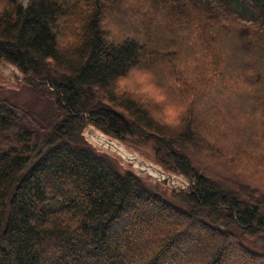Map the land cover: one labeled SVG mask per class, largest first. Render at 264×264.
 I'll list each match as a JSON object with an SVG mask.
<instances>
[{
    "label": "trees",
    "instance_id": "trees-1",
    "mask_svg": "<svg viewBox=\"0 0 264 264\" xmlns=\"http://www.w3.org/2000/svg\"><path fill=\"white\" fill-rule=\"evenodd\" d=\"M3 63L49 109L0 98V264H264V0H0ZM89 126L190 188L122 170Z\"/></svg>",
    "mask_w": 264,
    "mask_h": 264
},
{
    "label": "rangeland",
    "instance_id": "rangeland-1",
    "mask_svg": "<svg viewBox=\"0 0 264 264\" xmlns=\"http://www.w3.org/2000/svg\"><path fill=\"white\" fill-rule=\"evenodd\" d=\"M21 1L26 5L27 0ZM151 79H153L151 76L142 74L138 76L137 74H134L133 77H130L126 81L124 80L123 84H125L130 90L140 92L146 95V98L151 99L154 106H159L157 107L158 113L163 116L165 115L168 121L176 119L187 111L189 106L188 102L185 103L186 101L173 91L174 88L167 86L165 83L163 84L160 79L157 81L156 79L151 81ZM21 81L22 74L18 68L3 63L0 66V98L9 99L25 106L27 109L30 108L36 110L40 114L46 113L49 109L47 99L37 97L29 87L22 84ZM173 108L179 110L178 115L171 116L169 114V110ZM84 136L88 143L95 149L116 159L122 170L130 168L134 173L146 181L163 187H180L181 189L190 188V183L184 176L165 171L162 166L158 165L153 159L147 157L136 146L115 139L93 126L87 127ZM106 141L113 142L117 145V148L125 151L129 158L113 149L114 147L107 144ZM136 157L139 158V160H133ZM149 166L154 170H159L166 174V178H170L168 181L169 183L161 182V180L158 179V176L155 178V173L153 170H149L151 169Z\"/></svg>",
    "mask_w": 264,
    "mask_h": 264
},
{
    "label": "clouds",
    "instance_id": "clouds-1",
    "mask_svg": "<svg viewBox=\"0 0 264 264\" xmlns=\"http://www.w3.org/2000/svg\"><path fill=\"white\" fill-rule=\"evenodd\" d=\"M178 112H179V110L176 109V108H173V109H170V110H169V114H170L171 116H176V115H178Z\"/></svg>",
    "mask_w": 264,
    "mask_h": 264
},
{
    "label": "bare ground",
    "instance_id": "bare-ground-1",
    "mask_svg": "<svg viewBox=\"0 0 264 264\" xmlns=\"http://www.w3.org/2000/svg\"><path fill=\"white\" fill-rule=\"evenodd\" d=\"M113 149L117 150L118 148H113ZM150 172H151V171H150ZM154 177L157 178V176H155V175H154ZM158 179H160V178L158 177Z\"/></svg>",
    "mask_w": 264,
    "mask_h": 264
}]
</instances>
